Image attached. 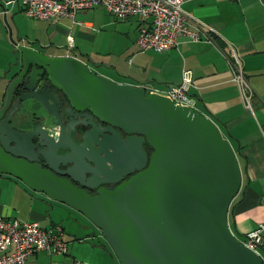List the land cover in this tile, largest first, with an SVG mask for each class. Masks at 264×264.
Returning a JSON list of instances; mask_svg holds the SVG:
<instances>
[{
  "label": "water",
  "instance_id": "obj_1",
  "mask_svg": "<svg viewBox=\"0 0 264 264\" xmlns=\"http://www.w3.org/2000/svg\"><path fill=\"white\" fill-rule=\"evenodd\" d=\"M14 55L16 71L0 108V175L78 212L101 232L119 264H263L228 226L241 171L209 118L175 107L161 94L92 73L76 58L18 43ZM27 101L47 118L22 107ZM85 109L91 121L108 127L100 133L92 125L76 144V126L63 125L60 111ZM47 119L55 123L46 125Z\"/></svg>",
  "mask_w": 264,
  "mask_h": 264
},
{
  "label": "crops",
  "instance_id": "obj_2",
  "mask_svg": "<svg viewBox=\"0 0 264 264\" xmlns=\"http://www.w3.org/2000/svg\"><path fill=\"white\" fill-rule=\"evenodd\" d=\"M14 5L4 4L2 7L0 3V7L7 11L3 14L0 10V39L5 36L1 29H5L3 21L6 22L8 16L14 19ZM182 8L206 27L205 31L213 35L217 44L205 40H180L176 47L160 52L156 63L146 69L133 63L130 71L123 72L122 76L112 66L122 79L98 73L119 84L142 87L146 93L164 94L181 82L184 70L190 71L194 86L190 96L196 100V112L216 124L237 153L242 181L228 210V226L241 241L249 233L259 230L263 238L260 254L264 260V0H183ZM19 11H22L20 5ZM120 21L132 22V30L124 34L137 48L135 39L139 19L132 16ZM91 25L85 23L84 26ZM12 46L15 48L16 42L12 41ZM24 46L37 49L33 45ZM5 51L0 45V108L16 71L12 64L14 53L7 55ZM233 58L238 59L253 91L250 109L233 81ZM145 72L149 78L142 77ZM150 81L160 82L165 87L151 88ZM0 217L20 222L34 221L42 228L53 225L63 228L68 243L66 256L49 257L39 252L30 256L25 264H66L71 259L85 264H119L107 242L100 240L103 237L101 232L97 233L78 212L8 175H0ZM71 221L75 225H70Z\"/></svg>",
  "mask_w": 264,
  "mask_h": 264
},
{
  "label": "built area",
  "instance_id": "obj_3",
  "mask_svg": "<svg viewBox=\"0 0 264 264\" xmlns=\"http://www.w3.org/2000/svg\"><path fill=\"white\" fill-rule=\"evenodd\" d=\"M182 2L183 0H8L5 5L18 3L27 17L45 21L61 17L74 20L77 13L89 11L98 5L116 20L137 17L139 26L135 44L140 52H164L176 47L182 38L217 44L213 35L205 31L206 27L183 10ZM2 12L6 14L7 11L3 8ZM66 37L68 56L75 46L74 38L70 34ZM231 70L242 100L250 109L253 91L237 58H233ZM193 87L190 71L184 70L181 82L161 95L166 96L175 107H189L196 112V100L190 96ZM242 242L261 257L263 238L259 230L249 233ZM39 252H44L49 257H64L68 254V243L62 227L53 225L42 228L34 221L20 222L0 217V264H25L30 256ZM66 264L85 263L71 259Z\"/></svg>",
  "mask_w": 264,
  "mask_h": 264
},
{
  "label": "rangeland",
  "instance_id": "obj_4",
  "mask_svg": "<svg viewBox=\"0 0 264 264\" xmlns=\"http://www.w3.org/2000/svg\"><path fill=\"white\" fill-rule=\"evenodd\" d=\"M6 1L0 0L2 7ZM14 6L16 9L13 15L14 19L8 16L7 21H3L5 29L1 28L5 39L4 37L0 39V45L5 47L7 55H12L16 51V47L13 48L12 46V41L20 45H33L43 51L66 54L68 52L66 51V35L68 33L74 38L76 45L74 50L69 51L70 55L84 59L91 66L97 64L100 69L95 68L96 72H102L109 76L115 75L117 79H122L118 73L122 75L130 71L133 63L140 64L146 69L148 65H154L160 55V52H139L134 42L131 43L124 34V32L132 30V22L116 20L100 6L77 13L74 20L61 18L48 21L28 18L23 11H19L18 3ZM2 7H0L1 11ZM85 23H91L92 27L84 26ZM134 55H136L135 58ZM112 66L117 69V74H115ZM142 77L149 78V75L145 72ZM159 83L150 81L151 88L161 89L165 87ZM147 93L149 92L147 91ZM22 107L27 109L28 104L25 103ZM72 222L69 224L75 225V222ZM85 222L92 226L86 219ZM92 228L100 233L94 226ZM100 240L106 243L103 237Z\"/></svg>",
  "mask_w": 264,
  "mask_h": 264
},
{
  "label": "flooded vegetation",
  "instance_id": "obj_5",
  "mask_svg": "<svg viewBox=\"0 0 264 264\" xmlns=\"http://www.w3.org/2000/svg\"><path fill=\"white\" fill-rule=\"evenodd\" d=\"M39 51H41L42 53H45L46 51L44 50V52H43V50H39ZM64 56H67L66 54H63ZM61 56V55H60ZM69 57H71V58H76V59H79V60H81V61H83V62H85L86 64H87V66L89 67V69H90V71L92 72V73H95V74H99L98 72H96L95 71V68L96 69H98V66L96 65V64H93L92 66H91V64L90 63H87L84 59H81V58H79L78 56H76V55H68ZM94 67V69H92ZM47 89H49L50 91H53L54 92V94H55V96H56V98L59 100V101H63L64 102V106H67V100H66V98L60 93V92H58L57 90H55L52 86H51V84H50V82H47V84H46V86H45ZM18 98V96L16 97V99H14L13 98V104L11 105V108L16 104V102H17V99ZM27 102H29V107L31 106V111L33 112V113H35V114H37V115H42V116H44V117H46L47 118V116L45 115V113L44 112H39L38 111V105L36 104V103H34L33 101H27ZM19 106H20V104H19ZM60 116H61V119H62V123H63V125H66V124H69V125H73V126H76V127H74V129L71 131V138H72V140L76 143V144H80L81 142H82V137L85 135V133L87 132V131H89V130H91L92 129V127L94 126V128H95V130H98L100 133L102 132V130L103 129H105V128H107L108 127V125L107 124H104V123H101L97 118H95V117H93L92 118V121H91V119H90V116H92V113L91 112H89L88 111V109H85V110H83L82 112L80 111V112H75V111H72V114H67V115H64L63 114V110H61L60 111ZM53 122L55 123V120H53V119H47V121H46V125H49V124H52L53 125ZM92 122L94 123V124H92ZM81 123V124H80ZM82 123L84 124V123H91V125H87V126H85V125H82ZM76 124H78V125H76ZM93 125V126H92ZM59 126L60 125H58L57 126V132H56V134H58V131H59ZM53 133V132H52ZM50 135H52V134H50ZM121 135L123 136V137H125V135L123 134V133H121ZM144 148L148 151V146L147 145H145L144 146ZM59 155H62V153L61 152H59L58 153ZM43 169H49V166H48V164H46L43 160H39L38 162H37ZM67 167H69V165H67L65 168H62V167H60V169L61 170H65ZM132 175V174H131ZM131 175H129V176H126V177H124L123 178V180L122 181H125V180H127ZM59 177H64V178H66L67 180H70V178L67 176V175H58ZM71 181V180H70ZM121 181V182H122ZM72 182V181H71ZM73 183V185H75V186H77V187H80V185L79 184H77V183H74V182H72ZM116 185H104V187L106 188V189H113L114 187H115ZM87 193H89L90 195H95V190H91V189H84Z\"/></svg>",
  "mask_w": 264,
  "mask_h": 264
},
{
  "label": "trees",
  "instance_id": "obj_6",
  "mask_svg": "<svg viewBox=\"0 0 264 264\" xmlns=\"http://www.w3.org/2000/svg\"><path fill=\"white\" fill-rule=\"evenodd\" d=\"M151 152H152V150L150 148H148V151H147L148 156L151 154ZM235 154H236V157H237V153H235Z\"/></svg>",
  "mask_w": 264,
  "mask_h": 264
},
{
  "label": "bare ground",
  "instance_id": "obj_7",
  "mask_svg": "<svg viewBox=\"0 0 264 264\" xmlns=\"http://www.w3.org/2000/svg\"><path fill=\"white\" fill-rule=\"evenodd\" d=\"M68 18V17H67ZM71 19V18H70Z\"/></svg>",
  "mask_w": 264,
  "mask_h": 264
}]
</instances>
